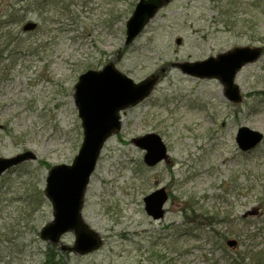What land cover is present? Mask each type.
I'll use <instances>...</instances> for the list:
<instances>
[{
    "label": "rangeland",
    "instance_id": "1",
    "mask_svg": "<svg viewBox=\"0 0 264 264\" xmlns=\"http://www.w3.org/2000/svg\"><path fill=\"white\" fill-rule=\"evenodd\" d=\"M137 1L93 0L66 12L0 0V158L36 157L0 176V264H250L249 253L264 249V0H170L125 46ZM235 48L260 50L235 77L238 103L219 80L177 67ZM109 64L134 83L157 80L120 113L101 150L81 211L101 245L81 255L73 232L57 243L40 238L53 220L44 188L50 169L70 165L82 142L79 76ZM240 128L263 138L241 152ZM149 134L167 151L152 167L135 144ZM160 188L168 201L153 220L143 199Z\"/></svg>",
    "mask_w": 264,
    "mask_h": 264
},
{
    "label": "water",
    "instance_id": "2",
    "mask_svg": "<svg viewBox=\"0 0 264 264\" xmlns=\"http://www.w3.org/2000/svg\"><path fill=\"white\" fill-rule=\"evenodd\" d=\"M168 0H139L125 25V46L131 44L152 19L156 11ZM27 26L25 29H31ZM260 56V50L237 48L233 51L193 64L177 67L185 74L197 78L218 79L224 86L225 96L238 103L241 100L234 79L238 71ZM156 78L134 83L119 72L114 65H106L100 71L89 70L80 75L75 86L74 104L83 129V140L77 156L70 165H57L50 169L44 193L53 210V220L40 231L44 241L57 243L59 238L73 232L75 242L72 251L87 254L101 245V239L83 222L81 211L83 197L90 176L95 169L100 152L110 135L121 126L120 112L144 100L156 84ZM263 136L247 128L237 131L238 148L247 152L255 148ZM145 151L144 162L155 166L166 158V148L159 136L149 134L135 141ZM36 160L31 151L12 158H0V176L7 170L26 161ZM168 200L165 189L160 188L143 199L144 210L153 220L164 215ZM235 241L227 242L234 248Z\"/></svg>",
    "mask_w": 264,
    "mask_h": 264
},
{
    "label": "trees",
    "instance_id": "3",
    "mask_svg": "<svg viewBox=\"0 0 264 264\" xmlns=\"http://www.w3.org/2000/svg\"><path fill=\"white\" fill-rule=\"evenodd\" d=\"M64 1L65 0H37V2L31 3V2H28L26 0H18V2L22 3L24 6H25V3H26V6L29 9L31 7H33V9L37 8L38 10H41V11H43L48 5H50V6L54 5L55 7L57 6V8H61L62 11L67 10L69 8V5H71V6L72 5H79V6L83 5L84 6L83 10H85V8H87L86 6H89L90 4H92L93 0H69L70 2H69L68 5L67 4L63 5ZM66 12H68V10ZM81 13H86V11H82ZM78 17H80V14H78L75 17L70 15L69 19L70 20L74 19V21H75L76 18H78ZM19 20H23V17L20 16V18H18V19L11 20V23L18 22ZM257 234L258 233H256L255 235H257ZM247 259H249L250 264H264V249L263 248H259L257 250H253L251 253H249V256L247 257ZM52 263L53 264H61L59 261H54Z\"/></svg>",
    "mask_w": 264,
    "mask_h": 264
},
{
    "label": "bare ground",
    "instance_id": "4",
    "mask_svg": "<svg viewBox=\"0 0 264 264\" xmlns=\"http://www.w3.org/2000/svg\"><path fill=\"white\" fill-rule=\"evenodd\" d=\"M170 3V0H168V2L167 3H164V4H162L161 6H160V8L159 9H161L163 6H165V5H167V4H169ZM158 9V10H159Z\"/></svg>",
    "mask_w": 264,
    "mask_h": 264
}]
</instances>
